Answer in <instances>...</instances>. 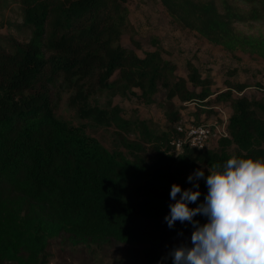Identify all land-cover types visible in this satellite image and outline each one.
<instances>
[{
  "label": "trees",
  "instance_id": "obj_1",
  "mask_svg": "<svg viewBox=\"0 0 264 264\" xmlns=\"http://www.w3.org/2000/svg\"><path fill=\"white\" fill-rule=\"evenodd\" d=\"M126 1L0 0V263L44 264L50 239L63 234L77 243L138 244L191 233L190 222L169 227L165 220L172 183L189 187L194 169L207 170L233 154L264 156V104L243 95L244 82L212 91V78L191 62L187 75L177 74L160 51L140 55L124 46ZM160 1L181 26L211 44L264 58V33L238 26L264 22V0ZM114 87L139 88L143 97L164 89L168 99L196 101L209 112L220 104L202 102L227 96V135L218 137L216 149L185 145L171 153L167 142L184 120L172 112L174 126L154 137L160 142L154 155L132 158L87 141L55 113L64 88L72 90L79 115L108 121L89 98L95 88ZM220 121L217 111L211 128ZM199 187L192 206L207 191L203 179ZM195 218L206 220L199 213ZM165 263L172 264L171 257Z\"/></svg>",
  "mask_w": 264,
  "mask_h": 264
},
{
  "label": "rangeland",
  "instance_id": "obj_2",
  "mask_svg": "<svg viewBox=\"0 0 264 264\" xmlns=\"http://www.w3.org/2000/svg\"><path fill=\"white\" fill-rule=\"evenodd\" d=\"M125 6L128 10L129 28L121 36L124 46L135 49L140 55L146 51H160L165 59H170L176 64L177 74L187 75L188 62H191L203 76L212 78V91L216 88L223 91L228 85L234 86L238 82H244L246 87L243 95L264 104V58L241 50L227 51L211 44L196 31L181 26L167 12L160 0H127ZM238 26L246 32L264 33L263 21ZM189 87L192 88L190 83ZM64 88H61L54 104L56 115L63 119L69 128L80 132L87 141L97 139L109 149L119 150L132 158L134 155H154L160 144L154 137L162 132H170V128L174 126L175 122L171 120L172 112H179L180 118L184 120L194 119L196 122H212L217 114L216 109L210 108V112L206 111L207 108L198 106L196 101L183 102L177 97L168 99L164 89L143 97L139 88H133L134 92L118 91L116 87L95 88L91 91L89 100L98 109L103 108L106 111L108 121H105L96 116L79 115L70 103L72 90ZM210 98L211 100L202 103H219L226 109L229 117L228 111L232 112L230 98H218L216 95ZM141 122H145L144 128L140 126ZM218 137L216 134L211 135L206 148H218ZM171 140L167 144L171 145ZM170 151L178 152L172 148ZM190 238L191 233H183L163 242L126 244L111 240L102 243H77L67 234H63L50 239L43 262L156 264L151 262L154 255L166 254L170 248L182 242L190 244ZM0 264L16 263L5 261Z\"/></svg>",
  "mask_w": 264,
  "mask_h": 264
},
{
  "label": "clouds",
  "instance_id": "obj_3",
  "mask_svg": "<svg viewBox=\"0 0 264 264\" xmlns=\"http://www.w3.org/2000/svg\"><path fill=\"white\" fill-rule=\"evenodd\" d=\"M201 179L207 191L192 206ZM187 180L189 187L172 183L165 220L169 227L190 222L191 243L173 246L156 264L169 257L172 264H264V156L233 154L207 170L194 169ZM198 213L206 217L203 223Z\"/></svg>",
  "mask_w": 264,
  "mask_h": 264
},
{
  "label": "built area",
  "instance_id": "obj_4",
  "mask_svg": "<svg viewBox=\"0 0 264 264\" xmlns=\"http://www.w3.org/2000/svg\"><path fill=\"white\" fill-rule=\"evenodd\" d=\"M243 92H245V90ZM215 108L218 109L217 111L221 117V121L214 126V130L211 128L213 125L210 122L182 120L175 125L177 134L171 140L175 150L181 151L185 145L202 149L206 147L209 140L208 138L211 137V135H227L229 117L225 112L226 109H223L221 106H216ZM228 113L230 115L229 111Z\"/></svg>",
  "mask_w": 264,
  "mask_h": 264
}]
</instances>
